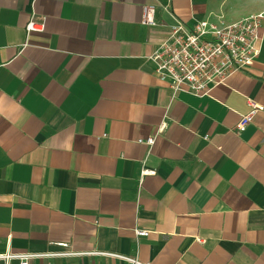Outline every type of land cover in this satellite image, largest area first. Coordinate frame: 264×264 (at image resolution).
<instances>
[{
  "label": "crops",
  "instance_id": "0c3cea01",
  "mask_svg": "<svg viewBox=\"0 0 264 264\" xmlns=\"http://www.w3.org/2000/svg\"><path fill=\"white\" fill-rule=\"evenodd\" d=\"M262 2L0 0V254L264 264V111L235 129L248 99L264 106V41L203 96L172 95L148 58L177 21L228 23ZM145 4L157 25L141 23Z\"/></svg>",
  "mask_w": 264,
  "mask_h": 264
},
{
  "label": "built area",
  "instance_id": "2783aa9c",
  "mask_svg": "<svg viewBox=\"0 0 264 264\" xmlns=\"http://www.w3.org/2000/svg\"><path fill=\"white\" fill-rule=\"evenodd\" d=\"M155 6L145 4L142 7L141 23L157 25L154 17ZM44 23L31 17L26 24L27 31H42ZM264 41V10L247 14L235 21L223 23L208 18L198 20L188 26L177 21L169 27L168 35L157 45L148 57L154 65L156 77L171 90L188 91L196 96L207 95L212 88L222 84L236 71L246 70L258 57ZM250 110L241 115L235 129L243 130L258 111L264 106L248 99ZM207 138V136H205ZM148 145L154 136L138 139ZM154 173V169L144 168L142 176ZM135 234L147 235L145 229L135 228ZM51 252H5L0 259L8 262L18 260L19 264H29L33 258L53 257ZM65 255L85 253L65 252ZM91 254L104 255L118 259L122 264H150L141 261L137 254L93 251Z\"/></svg>",
  "mask_w": 264,
  "mask_h": 264
},
{
  "label": "rangeland",
  "instance_id": "374dc122",
  "mask_svg": "<svg viewBox=\"0 0 264 264\" xmlns=\"http://www.w3.org/2000/svg\"><path fill=\"white\" fill-rule=\"evenodd\" d=\"M262 1H264V0H247L248 5L251 7L252 6L255 7V6L260 5L261 3H263Z\"/></svg>",
  "mask_w": 264,
  "mask_h": 264
}]
</instances>
